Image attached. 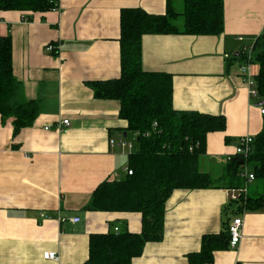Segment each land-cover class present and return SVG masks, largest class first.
<instances>
[{
    "label": "crops",
    "instance_id": "crops-1",
    "mask_svg": "<svg viewBox=\"0 0 264 264\" xmlns=\"http://www.w3.org/2000/svg\"><path fill=\"white\" fill-rule=\"evenodd\" d=\"M223 2L219 35L142 38V67L172 75L176 110L225 118V131L208 133L200 160L214 177L226 173L243 138L264 128L263 105L246 83L259 64L245 73L243 63L228 65L264 32V0ZM129 8L164 15L167 0H59V9L46 13L0 11V37H12L14 77L42 109L16 137L12 120L0 116V264H84L91 235L141 232L140 213L85 210L102 183L126 176L138 149L137 134L119 117L120 103L97 99L87 85L120 77V14ZM258 182L248 195H264V183L252 194ZM229 204L225 187L175 190L166 203L164 239L147 243L132 264H189L204 235L223 231ZM237 216L244 222L239 247L215 252L211 264H264V210ZM47 252L59 260H45Z\"/></svg>",
    "mask_w": 264,
    "mask_h": 264
},
{
    "label": "trees",
    "instance_id": "trees-1",
    "mask_svg": "<svg viewBox=\"0 0 264 264\" xmlns=\"http://www.w3.org/2000/svg\"><path fill=\"white\" fill-rule=\"evenodd\" d=\"M224 0H167L164 15H152L140 8L122 9L120 14L121 75L118 79L91 82L94 96L120 103L119 117L128 131L137 134L138 149L129 155L128 173L123 179L106 181L93 193L88 211L134 212L142 215V230L93 234L89 259L84 264H132L147 243L161 242L165 232L166 203L178 189L225 187L239 189L243 165H253L255 180L264 181V128L253 143L248 159L234 155L226 173L214 177L200 168L210 132L226 129L222 116L179 111L173 106V77L148 72L142 67V38L153 34L215 36L223 32ZM59 9V0H0V11L46 13ZM55 48L54 44H51ZM55 50V49H54ZM53 50V51H54ZM13 44L10 35L0 37V116L11 119L13 136L34 125L41 114L38 101H28L23 86L13 74ZM244 65L259 64L254 78L258 97L264 103V32L252 47L228 59ZM264 108V104L262 106ZM243 162V164H241ZM226 221L218 235H204L201 250L188 256L189 264H211L217 251L229 249L230 221L241 213L264 210V195H248L245 203L230 202Z\"/></svg>",
    "mask_w": 264,
    "mask_h": 264
},
{
    "label": "built area",
    "instance_id": "built-area-1",
    "mask_svg": "<svg viewBox=\"0 0 264 264\" xmlns=\"http://www.w3.org/2000/svg\"><path fill=\"white\" fill-rule=\"evenodd\" d=\"M239 40L242 41L243 38L239 37ZM54 47L53 46H49L48 47V51H53ZM243 72L245 73L248 70V65L243 66L242 68ZM250 75H247V77ZM246 83L247 85L250 87V94L254 97H258V91L256 89V85H255V81L254 79H252L251 77L246 79ZM262 114H264V108H262ZM63 124L68 127L70 125V122L68 120H65L63 122ZM255 141L254 137H246L243 138L239 144V146L236 149V154L238 156H241L243 159H248L250 157V155L253 152V143ZM112 146L114 145V141H111ZM120 146L122 147H127L129 146L130 148L132 147L131 144H128L126 142H124L123 140H121V142L119 143ZM229 160H231V157L229 158ZM248 165H243L242 167V173H241V177L245 180V185L242 188L239 189H229V201L230 202H238L240 203L241 201H243L245 203V201L248 198V187L249 184L253 181H255V177L253 173H250L247 169ZM126 172L129 175H132V171L131 170H126ZM119 175L117 174L116 177H118ZM80 219L79 218H75L72 219V222L77 223L79 222ZM243 219L241 216H235L229 224V234H230V244L229 247L233 250L237 249L241 243L242 237H243ZM118 228L115 229L116 232H118ZM44 259L45 260H49V261H58L59 257L58 254L56 252H47L44 254Z\"/></svg>",
    "mask_w": 264,
    "mask_h": 264
},
{
    "label": "rangeland",
    "instance_id": "rangeland-1",
    "mask_svg": "<svg viewBox=\"0 0 264 264\" xmlns=\"http://www.w3.org/2000/svg\"><path fill=\"white\" fill-rule=\"evenodd\" d=\"M181 5H182V3H181ZM180 10H181V7H180ZM237 147H238V146H237ZM247 169H248V171H249V170H252V169H253V165H252V164H249V165L247 166ZM259 183H261L260 185H262V184L264 183V181H262V182H258L257 184L252 185V187H251L252 194H257L256 191H257V187L259 186ZM257 185H258V186H257ZM260 187H261V186H260Z\"/></svg>",
    "mask_w": 264,
    "mask_h": 264
},
{
    "label": "water",
    "instance_id": "water-1",
    "mask_svg": "<svg viewBox=\"0 0 264 264\" xmlns=\"http://www.w3.org/2000/svg\"><path fill=\"white\" fill-rule=\"evenodd\" d=\"M237 55H238V54H237ZM237 55H236V56H237ZM263 104H264V103H263V102H261V103H260V106H262ZM241 164H243V162H242Z\"/></svg>",
    "mask_w": 264,
    "mask_h": 264
}]
</instances>
